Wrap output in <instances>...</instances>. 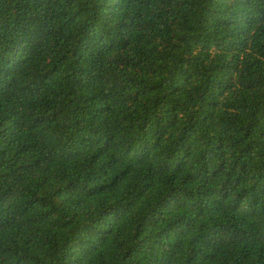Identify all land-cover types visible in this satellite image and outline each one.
<instances>
[{"label":"trees","instance_id":"trees-1","mask_svg":"<svg viewBox=\"0 0 264 264\" xmlns=\"http://www.w3.org/2000/svg\"><path fill=\"white\" fill-rule=\"evenodd\" d=\"M0 264H264V0H0Z\"/></svg>","mask_w":264,"mask_h":264}]
</instances>
